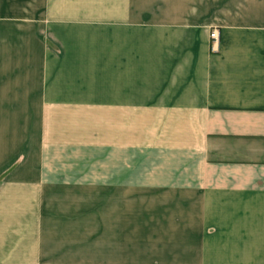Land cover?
<instances>
[{
	"label": "crops",
	"instance_id": "obj_1",
	"mask_svg": "<svg viewBox=\"0 0 264 264\" xmlns=\"http://www.w3.org/2000/svg\"><path fill=\"white\" fill-rule=\"evenodd\" d=\"M50 80L76 83L52 101ZM31 158L28 189L174 194L181 243L133 264H264V0H0V176ZM16 255L0 264H95Z\"/></svg>",
	"mask_w": 264,
	"mask_h": 264
},
{
	"label": "rangeland",
	"instance_id": "obj_2",
	"mask_svg": "<svg viewBox=\"0 0 264 264\" xmlns=\"http://www.w3.org/2000/svg\"><path fill=\"white\" fill-rule=\"evenodd\" d=\"M48 40L47 35V46ZM55 50L61 54L60 49ZM64 67L68 69L71 65ZM54 82L50 80L47 86V100L61 98L55 91L60 88L68 92L66 86L76 83L59 80L58 86ZM62 82L64 86H60ZM85 82L100 88V79ZM13 170L17 174L0 176V251L13 248L15 259L21 250L46 252L77 248L87 253V258L95 264H100L105 254L123 250L125 264H133L135 250L140 254L149 247L163 244L172 247L173 242L181 243L166 239L170 232L181 226L166 223L165 217L171 216L172 211L175 215L179 210L176 206L171 207L170 203L175 200L173 193L50 190L57 185L45 191L36 190L37 186L32 185L28 189L26 182L36 185L39 180L37 160L19 159L14 162ZM11 181L14 185L3 191ZM151 233L157 239H151Z\"/></svg>",
	"mask_w": 264,
	"mask_h": 264
},
{
	"label": "built area",
	"instance_id": "obj_3",
	"mask_svg": "<svg viewBox=\"0 0 264 264\" xmlns=\"http://www.w3.org/2000/svg\"><path fill=\"white\" fill-rule=\"evenodd\" d=\"M220 31L218 29H213L210 33V51L213 54L219 53L220 47Z\"/></svg>",
	"mask_w": 264,
	"mask_h": 264
}]
</instances>
